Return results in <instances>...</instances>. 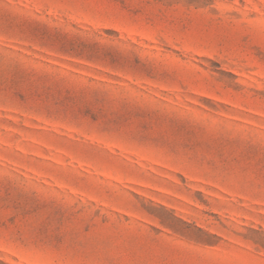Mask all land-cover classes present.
Segmentation results:
<instances>
[{"label": "rangeland", "instance_id": "obj_1", "mask_svg": "<svg viewBox=\"0 0 264 264\" xmlns=\"http://www.w3.org/2000/svg\"><path fill=\"white\" fill-rule=\"evenodd\" d=\"M0 264H264V0H0Z\"/></svg>", "mask_w": 264, "mask_h": 264}]
</instances>
